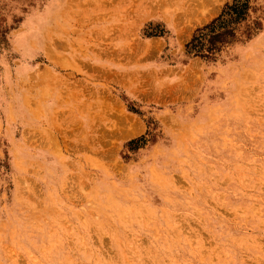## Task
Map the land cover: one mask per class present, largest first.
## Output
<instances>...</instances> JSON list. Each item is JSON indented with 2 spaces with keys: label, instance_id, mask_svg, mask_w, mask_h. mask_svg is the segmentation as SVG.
<instances>
[{
  "label": "rangeland",
  "instance_id": "obj_1",
  "mask_svg": "<svg viewBox=\"0 0 264 264\" xmlns=\"http://www.w3.org/2000/svg\"><path fill=\"white\" fill-rule=\"evenodd\" d=\"M0 0V264H264V0Z\"/></svg>",
  "mask_w": 264,
  "mask_h": 264
},
{
  "label": "trees",
  "instance_id": "obj_2",
  "mask_svg": "<svg viewBox=\"0 0 264 264\" xmlns=\"http://www.w3.org/2000/svg\"><path fill=\"white\" fill-rule=\"evenodd\" d=\"M216 19L201 29H197L191 40L185 45L186 52L211 60L221 48L235 38L236 26L244 22L249 10L250 0H231Z\"/></svg>",
  "mask_w": 264,
  "mask_h": 264
}]
</instances>
